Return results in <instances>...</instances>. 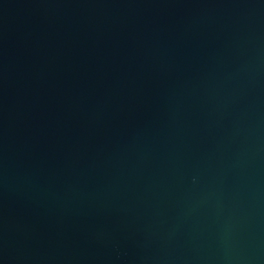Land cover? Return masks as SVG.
I'll list each match as a JSON object with an SVG mask.
<instances>
[{"label":"water","instance_id":"obj_1","mask_svg":"<svg viewBox=\"0 0 264 264\" xmlns=\"http://www.w3.org/2000/svg\"><path fill=\"white\" fill-rule=\"evenodd\" d=\"M0 264H264V0H0Z\"/></svg>","mask_w":264,"mask_h":264}]
</instances>
